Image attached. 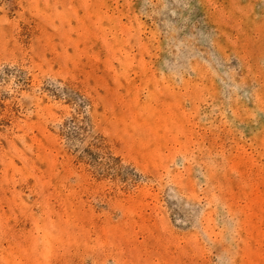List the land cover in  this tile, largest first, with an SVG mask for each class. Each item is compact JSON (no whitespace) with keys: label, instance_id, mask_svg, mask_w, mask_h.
Returning a JSON list of instances; mask_svg holds the SVG:
<instances>
[{"label":"rangeland","instance_id":"1","mask_svg":"<svg viewBox=\"0 0 264 264\" xmlns=\"http://www.w3.org/2000/svg\"><path fill=\"white\" fill-rule=\"evenodd\" d=\"M0 264H264V0H0Z\"/></svg>","mask_w":264,"mask_h":264}]
</instances>
